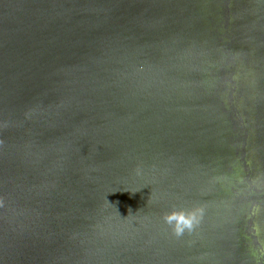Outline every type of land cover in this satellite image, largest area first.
<instances>
[{
    "label": "water",
    "instance_id": "95a60500",
    "mask_svg": "<svg viewBox=\"0 0 264 264\" xmlns=\"http://www.w3.org/2000/svg\"><path fill=\"white\" fill-rule=\"evenodd\" d=\"M0 142V264H264V0H0Z\"/></svg>",
    "mask_w": 264,
    "mask_h": 264
},
{
    "label": "clouds",
    "instance_id": "9594fccd",
    "mask_svg": "<svg viewBox=\"0 0 264 264\" xmlns=\"http://www.w3.org/2000/svg\"><path fill=\"white\" fill-rule=\"evenodd\" d=\"M140 172L141 170L137 169V174H140ZM2 207H4V200L3 198H0V208ZM203 217V207L194 206L191 208H178L173 206L171 211H166L162 214L161 219L163 220L164 224L171 229L172 234L175 237L180 238L184 236L186 232L191 234L201 224Z\"/></svg>",
    "mask_w": 264,
    "mask_h": 264
}]
</instances>
